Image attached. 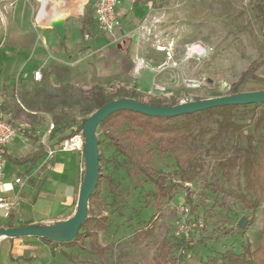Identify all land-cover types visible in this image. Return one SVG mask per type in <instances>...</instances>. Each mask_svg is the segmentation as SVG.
Instances as JSON below:
<instances>
[{
	"label": "rangeland",
	"instance_id": "obj_1",
	"mask_svg": "<svg viewBox=\"0 0 264 264\" xmlns=\"http://www.w3.org/2000/svg\"><path fill=\"white\" fill-rule=\"evenodd\" d=\"M126 1L118 0L117 12L124 11L122 5ZM18 3L20 1L10 6L9 0H0V7H15ZM142 5L146 8H143L142 24L138 26L136 36L130 37V56L128 50L125 53L119 51L120 39L114 40L97 25L92 35L83 37L78 21L72 23L68 18L66 39L61 42L52 27L49 31L44 30L40 27L43 22L38 24L31 16L29 23L40 40L41 51L30 48L16 53V60L0 70L4 114L12 122H27L28 131L40 140L53 123L55 128L49 134V141L54 144L70 130L81 126L86 138L83 150L89 154L86 126L93 114H90L89 96L94 86H103L113 93L120 87L133 88L143 92L142 102L164 106L176 101L158 99L154 95L161 91L160 88L176 95L186 94L192 90L186 83L188 78L203 83L202 88L195 91L198 95L195 100L232 95L237 91L264 90V0H134L136 8ZM37 6L35 17L38 10L40 14ZM161 16L165 17L163 22L162 19L155 20ZM147 19L155 22L146 26L156 24L144 29L142 26ZM198 43L212 50L202 55L188 51L189 45ZM137 58L145 61L141 73L134 72ZM25 62L30 64L23 69ZM38 69L42 71L43 79L35 82L32 72ZM147 76H150L149 80ZM3 77L6 79L4 89L1 86ZM155 88L159 90L155 92ZM150 91H154L153 95ZM256 120L251 115L239 119L244 133L242 144L248 141L245 136L252 134L255 137L253 144L259 145L263 125L259 132L256 131ZM126 128L125 125L115 128L113 135L121 136ZM20 134L24 135L23 132ZM20 134L10 147L14 154H26L28 150V143ZM108 135L97 126L100 163L96 184L99 183V189L98 200L91 208L96 215L108 217V228L100 232L99 241L102 246H109V250L101 263L86 240L82 249L78 246L67 248L73 256V264H153L158 246L166 239L178 245L173 254L186 251L185 264H212V258L221 257L228 250L242 252L246 243L252 247L264 244V202L245 236L225 237L218 229L235 228L240 219L248 217L252 211L235 199L224 198L214 186L209 172L214 160L207 158L204 161L206 171L196 181L185 184L190 189L189 196L183 187L172 201L158 205L154 184L141 183L143 175L138 178L129 175L128 168L132 163L128 162L127 155L116 151L111 134ZM121 140L127 146L130 143L122 137ZM150 148L154 149V160L150 163L156 169L173 172L178 168L177 155L171 149L160 153L155 144L147 146ZM128 152L132 154L130 150ZM141 153V150H135L133 158L140 157ZM6 166V172L12 176L24 170L22 165H15L10 160ZM220 185L235 187V182L227 183L220 177ZM87 213H90L89 203ZM151 228L153 234L139 241L138 232L144 233ZM65 232L61 230L60 235ZM186 245L191 247L189 251ZM61 259L62 262L41 259L29 262L71 264L65 256Z\"/></svg>",
	"mask_w": 264,
	"mask_h": 264
},
{
	"label": "trees",
	"instance_id": "obj_2",
	"mask_svg": "<svg viewBox=\"0 0 264 264\" xmlns=\"http://www.w3.org/2000/svg\"><path fill=\"white\" fill-rule=\"evenodd\" d=\"M77 3L78 0H63L62 3H59L60 8L57 12L50 10L46 19L47 23H50L53 17L69 13ZM94 3L95 0H91L86 5L84 15L80 16L83 37L92 35L91 32L95 30ZM48 9H50L49 6ZM46 78H49L47 73ZM235 93H241V91ZM143 96V93L133 88L120 87L117 92L113 93L103 86H94L89 96L90 114L114 100L134 98L142 101ZM149 104L164 106L154 102ZM5 108L4 103L0 104L2 113L5 112ZM248 115L257 119L256 131L259 132L260 125H263V131L259 133L260 143L257 146L253 144L255 137L252 134L245 136L248 139L245 145L241 141L244 133L243 125L239 123V119L246 118ZM122 125L127 126L125 131L121 136H114L113 130ZM99 126L105 134H111L116 151L121 155L128 156V162L132 163V167L128 168L129 175L136 178L143 175L144 179H141V183L151 182L154 184V197L158 201V205L163 201L166 203L172 201L183 187L186 188L189 196L190 189L185 184L196 181L206 171L204 161L207 158L214 160L213 166L209 170L214 186L219 188L224 198L235 199L246 209L252 211L248 217L240 219L235 228L218 227V229L225 237L233 234L246 235L248 227L255 220L257 210L264 202V103L218 106L200 112L170 117L151 116L133 109H120L109 114L100 122ZM25 133L28 136L32 135L31 131H25ZM81 133V126H78L61 137L54 145L58 146L65 139H70ZM121 137L126 142H130L128 146L122 142ZM36 139L38 140V138ZM150 144H155L156 150L160 153L171 149L177 155L178 168L173 172L156 169L150 163L154 160V149H147ZM128 150L132 154L135 150H141L142 153L140 157L134 159ZM44 154L45 151L40 149L19 158L8 155L7 160L15 165L35 164ZM135 168L138 170L135 171ZM220 177L227 183L234 181L235 187L223 188L220 185ZM98 189L99 183L96 184L89 197L90 213H87L74 239L68 242H57L43 238L45 242L51 244L54 255L60 253L74 262L73 256L64 251L63 247L78 246L82 249L85 247L86 240H89L93 253L101 263H104L109 246L100 244L99 234L108 228V217L96 215L91 208L98 200ZM9 217L11 218L9 228H13V215L11 214ZM153 231L151 228L144 233L143 231L138 232L140 234L137 237L138 240L141 241L151 236ZM176 247H178L177 243L167 239L163 240L153 257V264H185L186 257L183 253L173 254ZM186 249L189 251L191 247L186 245ZM211 262L212 264H264V244L252 247L250 243H246L242 252L228 250L223 256L212 258Z\"/></svg>",
	"mask_w": 264,
	"mask_h": 264
},
{
	"label": "crops",
	"instance_id": "obj_3",
	"mask_svg": "<svg viewBox=\"0 0 264 264\" xmlns=\"http://www.w3.org/2000/svg\"><path fill=\"white\" fill-rule=\"evenodd\" d=\"M21 1L23 2L21 3ZM39 1L42 3V6L44 3V9L41 16L38 10L36 17L35 9L37 5H39L41 11L40 2L37 0H20V3L15 7L5 6V10L3 5L0 7L1 71L16 60V53L27 51L30 48L39 49L41 47L39 45L40 40L29 23L31 16H34L38 24L43 22L40 27L44 30L49 31L52 29L46 19L49 16L50 10L53 12L59 10V3H62L63 0ZM90 1L78 0L74 9L70 10L69 13H62L65 18V27L67 26V19L69 18V20H72V23L74 20H77L81 30L82 22L80 16L84 15L86 5ZM119 5L118 3V8ZM22 6L23 9L21 8ZM48 6L50 9H48ZM122 8L124 10L122 13H119V10L117 12L120 16L121 27L115 33V37L110 36L114 37L116 41L120 39L117 45L119 51L121 50L125 53L128 50L127 52L130 56L131 52L129 48L132 45L130 37L136 36L138 26L142 24L141 15L144 13L143 8L145 9L146 6L142 5L141 8H136L134 6V0H127L122 5ZM138 16L139 18H137ZM157 19H162L161 21L163 22L165 17L161 16L155 20ZM155 20L147 19V22L143 23L142 28L146 29L154 26L156 23L149 26L146 25L155 22ZM49 35L51 36L50 32ZM29 64L30 62H25L22 68L25 69ZM149 78L150 76L146 77L147 80ZM5 85L6 79L3 77L1 82L3 89ZM140 92L143 93L142 91ZM3 114L0 111V116H3ZM23 133L24 135H20L28 143L27 153L14 154L11 152L10 147L14 145L13 143H15L16 138L19 136L17 135L14 141L7 147L6 159L8 155L19 158L35 153L40 149L45 150L40 137L36 135L28 136L25 132ZM50 143L54 145L52 141ZM54 146L57 147V145ZM43 162L44 155L35 164L26 163L22 166L20 165L24 169L23 172L21 174H15L14 176L9 175L5 169V183L13 187V190L8 191L6 194L9 197H16V204L14 208L9 210L8 216L4 217L0 215V227H10L11 218L9 215L11 214L13 215V227L57 225L76 215L81 189L89 172V154L85 150H60L57 152L50 168L43 167ZM17 178L22 179L23 184H16L15 180ZM63 249L69 253L66 247H63ZM61 258H63V255L60 253L54 255L51 244L45 242L39 236L0 238V264H31L29 261L34 259L52 262L54 260L61 261ZM70 263L73 264L71 261Z\"/></svg>",
	"mask_w": 264,
	"mask_h": 264
},
{
	"label": "water",
	"instance_id": "obj_4",
	"mask_svg": "<svg viewBox=\"0 0 264 264\" xmlns=\"http://www.w3.org/2000/svg\"><path fill=\"white\" fill-rule=\"evenodd\" d=\"M51 27L55 30L56 34L60 38L61 42H65L66 39V27L63 18V14L53 18L50 22ZM4 102V98L0 94V104ZM264 103V90L250 91L235 93L232 95L220 96V97H209L202 100H195L181 105L175 106H154L148 102L138 101L134 98H123L114 100L101 109L95 111L88 119L86 130L88 136V151H89V172L84 182L78 204V210L74 219H68L60 226L64 228L74 226L75 236L81 224L84 222L87 216L89 197L96 186V180L99 170V149L98 141L96 138V128L100 122L105 119L109 114L120 109H133L143 112L151 116L170 117L177 115L190 114L200 112L212 107L218 106H232V105H251ZM5 120H9L10 117L7 114H3ZM8 209L0 208L1 216H8ZM55 226H24V227H13V228H0V238H19L26 236H39L52 240L46 232L54 229ZM69 239L59 240L68 241Z\"/></svg>",
	"mask_w": 264,
	"mask_h": 264
},
{
	"label": "built area",
	"instance_id": "obj_5",
	"mask_svg": "<svg viewBox=\"0 0 264 264\" xmlns=\"http://www.w3.org/2000/svg\"><path fill=\"white\" fill-rule=\"evenodd\" d=\"M20 0H9L10 6L15 5ZM117 4L118 0H95L94 3V17L96 20V25L100 31H103L109 35L115 37V33L121 27V20L117 14ZM212 49H209L206 45L203 44H192L188 46V51L193 54H207ZM145 67V61L139 58L136 59L134 72L141 73ZM32 78L35 82H40L43 79V73L41 70H34L32 72ZM187 85L192 89L186 94L176 95L171 91H167L165 88H160L161 91H158L157 88L154 91H158L157 98L164 100H175V103H170L165 106H175L185 104L191 101H195L198 98V95L195 93L196 90H200L203 86L201 81H198L193 78L186 79ZM119 88V86H118ZM154 91H150L149 94L153 95ZM174 96V98H172ZM29 124L24 121L12 122L11 120H5L3 116H0V208H6L8 211L15 207L16 197H9L6 194L8 191H12L13 187H10L5 183V168H6V154L7 147L14 141L17 135L21 132L29 130ZM55 126L53 123L50 124L48 131L44 134L42 143L45 147L44 162L43 167L47 169L51 167L54 158L58 151H76L83 150L86 146V138L81 133L70 139H65L57 147L52 145L49 141V134L52 133ZM16 184H23L22 179L17 178L15 180ZM180 253L186 254V251L182 250ZM179 253V254H180Z\"/></svg>",
	"mask_w": 264,
	"mask_h": 264
},
{
	"label": "bare ground",
	"instance_id": "obj_6",
	"mask_svg": "<svg viewBox=\"0 0 264 264\" xmlns=\"http://www.w3.org/2000/svg\"><path fill=\"white\" fill-rule=\"evenodd\" d=\"M44 1V0H43ZM43 9H44V3H43V6L41 7V11H40V16L42 15L43 13ZM160 50H165L163 48H161ZM61 230L62 231H66L65 232V235H60L61 233ZM46 234L52 238L53 241H59V240H65V239H70L73 237L74 235V226L72 225L71 227H68V228H64L62 226H59V227H55L54 229L50 230V231H47Z\"/></svg>",
	"mask_w": 264,
	"mask_h": 264
}]
</instances>
